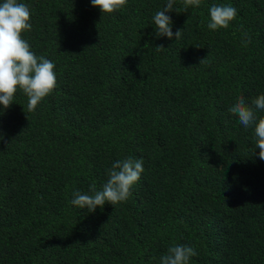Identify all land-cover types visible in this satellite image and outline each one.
Segmentation results:
<instances>
[{
	"label": "trees",
	"instance_id": "obj_1",
	"mask_svg": "<svg viewBox=\"0 0 264 264\" xmlns=\"http://www.w3.org/2000/svg\"><path fill=\"white\" fill-rule=\"evenodd\" d=\"M17 2L57 85L34 112L19 90L0 104V264H160L173 244L194 247L189 264H264V160L254 125L228 111L264 94V0H176L180 40L155 35L167 0L103 14L91 0ZM213 4L237 9L227 29L207 27ZM128 156L144 171L126 202L70 203Z\"/></svg>",
	"mask_w": 264,
	"mask_h": 264
},
{
	"label": "clouds",
	"instance_id": "obj_2",
	"mask_svg": "<svg viewBox=\"0 0 264 264\" xmlns=\"http://www.w3.org/2000/svg\"><path fill=\"white\" fill-rule=\"evenodd\" d=\"M184 12L191 7H200L202 0H182ZM92 6H98L103 13H113L126 7L127 0H91ZM176 0H167L162 10L156 11L153 22L155 35L166 36L180 40L182 29L172 31V19L166 13L173 10ZM210 20L207 27L210 30L227 29L237 15V9L226 4H213L210 9ZM203 23V22H202ZM30 8L17 0H4L0 3V104L3 110L11 107L14 94L19 90L28 97L27 111L34 112L39 103L50 95L57 85L54 72L55 64L31 51L22 33L30 31ZM251 38L244 33L242 44L247 46ZM156 50H164L163 45L156 46ZM206 58L200 60L205 63ZM0 110V115L3 114ZM264 110V94L255 97L251 104L243 96H238L228 111L238 117L239 123L245 128L254 125L255 149H259V158L264 160V117H257V111ZM4 139L0 134V141ZM144 171L143 159L128 156L113 162L106 170L107 180L100 190L95 184L90 186V192L79 190L73 193L70 203L79 209L87 208L94 212L101 209L105 203L116 205L126 202L132 195V187L140 180ZM197 253L192 246L173 244L168 247L166 254L161 256L160 264H189L191 257Z\"/></svg>",
	"mask_w": 264,
	"mask_h": 264
}]
</instances>
